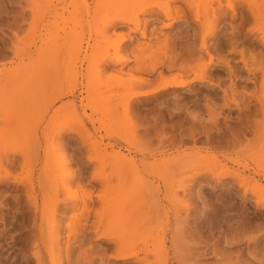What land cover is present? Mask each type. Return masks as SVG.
<instances>
[{
  "label": "rangeland",
  "instance_id": "1",
  "mask_svg": "<svg viewBox=\"0 0 264 264\" xmlns=\"http://www.w3.org/2000/svg\"><path fill=\"white\" fill-rule=\"evenodd\" d=\"M190 1L0 0V264H264V0Z\"/></svg>",
  "mask_w": 264,
  "mask_h": 264
},
{
  "label": "bare ground",
  "instance_id": "2",
  "mask_svg": "<svg viewBox=\"0 0 264 264\" xmlns=\"http://www.w3.org/2000/svg\"><path fill=\"white\" fill-rule=\"evenodd\" d=\"M173 1L175 2V0H167V3L164 6H161L160 8H158V10H160L163 13L164 17L169 20V22L167 23L168 27L171 26L176 20L183 19V20H185L186 25H191V23L194 22V23H196V29H199V30L205 29L206 23H205L204 17L199 15V13H197V12L195 13V11H192L190 7H187V8L185 7V6L190 5V2H191L190 0H179L180 4L179 5H175V6H173L171 4V2H173ZM213 1L214 0H211L209 2V4H210L209 5V9L212 12H214V13L216 12V10L220 11L222 13L220 18H224V17H229L231 19H234V18L236 19V17L239 18V23L235 27L232 28V36L229 37L228 40H227V43L231 46L232 50H234L235 49V47H234V39L235 38H238V36H242V35H246V36H249V35L252 36L253 35L252 31H245L244 30V25H246L247 21H250V19H257V17L259 16V12L252 7V5H251L249 0H241V1L240 0H236V1H234V0H226V2L224 4H223L222 0H218V6H216V7L213 6ZM235 2H238V3L242 2L243 3L244 8H243L242 11H239V12L236 11V9L234 7L235 6ZM236 7H237V5H236ZM226 8L229 11H231L233 14L229 16ZM152 10L154 11V9L152 8L149 11V14L153 13ZM154 13H155V11H154ZM153 15H155V14H153ZM211 25H213V24H211ZM212 30H213L212 26L206 28V32L204 33V37L202 39L203 40L202 45H206V43H205L206 37H207L208 34L210 35ZM257 33H258V36L260 37L259 38L260 44L264 45V31L260 30ZM250 41H252V40H250ZM225 43H226V41H225ZM225 43H224V45H225ZM206 52H208V51H206ZM257 53H256V55L261 56L259 51ZM208 58H210V56ZM251 58H252V56H251ZM253 60H255V58H253ZM251 65H253L252 67H253L254 71H257L258 69L259 70H263L264 69V54H263V59L262 60H260L258 62H256V61L252 62ZM175 66H176L175 62L162 64L161 70H172V69L175 68ZM180 66H181V70L185 71V67L186 66L183 65V64L181 65V63H179L177 67L180 68ZM205 80H207V76H206L205 72L204 73L203 72H199L197 74H194V77L189 79V80L183 79L182 75H180L179 77H174V78L169 79V80H165L164 79V82L161 85H159L158 87L150 89V90L139 91V92L136 93V95L137 96H140V95H144L145 96L147 94H150V93L165 89V88L170 87V86H172L173 88H182V87L188 85L190 82H193V81H205ZM252 83L258 85L257 87H258V90L260 92H264V78H262L259 82H257L256 79H255L254 82L252 81ZM263 97H261V99ZM244 99H245L244 109L240 111L241 114H244V116H246L245 120H243V121H246V123L249 126L253 127L254 132L256 134L261 133V128H260L261 126H260L259 123L261 122V120H264V106H263V104L261 102V99H259L257 97L256 100L258 102H256V103L252 102L250 96L244 97ZM257 103H258V105H257ZM251 107H253V111L254 112L253 113H248ZM255 111H256V113L260 112L262 114L263 118L262 119H257L255 117V115H256ZM262 123H263V121H262ZM241 131H243V130H241ZM56 239H55V241H56ZM162 244L164 245V242ZM125 251L126 252L127 251L128 252L131 251V247L130 246L126 247ZM66 253L70 254L69 251H66ZM133 255H134V252H132L131 255H128V257H125V258H131V257H133ZM149 255H150V253L146 252L145 258L142 259V261L145 262L144 264H150ZM34 256L37 259L36 260L37 263L41 264V262H40L41 261V256L38 253H34Z\"/></svg>",
  "mask_w": 264,
  "mask_h": 264
}]
</instances>
